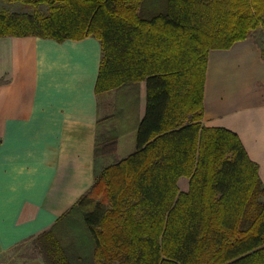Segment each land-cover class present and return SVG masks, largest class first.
Instances as JSON below:
<instances>
[{"label": "trees", "instance_id": "1", "mask_svg": "<svg viewBox=\"0 0 264 264\" xmlns=\"http://www.w3.org/2000/svg\"><path fill=\"white\" fill-rule=\"evenodd\" d=\"M256 32L264 0H0V38L99 42L97 98L145 86L133 151L108 155L116 138L97 134L91 188L31 239L43 264H264L258 166L234 133L201 124L209 53ZM69 217L88 258L64 237Z\"/></svg>", "mask_w": 264, "mask_h": 264}, {"label": "crops", "instance_id": "2", "mask_svg": "<svg viewBox=\"0 0 264 264\" xmlns=\"http://www.w3.org/2000/svg\"><path fill=\"white\" fill-rule=\"evenodd\" d=\"M263 50L256 32L209 53L201 124L234 133L264 187ZM100 61L91 37L0 38V257L50 229L89 191L97 134L120 135V146L126 141L133 151L144 83L137 99L111 113L110 93L103 103L95 95ZM16 264L43 262L35 256Z\"/></svg>", "mask_w": 264, "mask_h": 264}, {"label": "rangeland", "instance_id": "3", "mask_svg": "<svg viewBox=\"0 0 264 264\" xmlns=\"http://www.w3.org/2000/svg\"><path fill=\"white\" fill-rule=\"evenodd\" d=\"M108 93L102 94L99 96V102L103 103L104 96H107ZM120 94V95H119ZM109 95L108 102L110 103V110L111 113H113V110L116 107H126L128 106L135 97V90L133 88H125L122 90H119L117 92H112ZM105 101V100H104ZM105 103V102H104ZM109 110V111H110ZM106 112L101 113V119L104 117ZM108 114V112H107ZM120 134V133H119ZM117 137V133L114 134ZM127 133H124L125 138ZM119 138L120 135L116 138V144L115 147L110 148L107 150V153L109 155V152L115 153L118 159H121L125 156H127L129 151L126 150L125 143L123 148L119 144ZM131 153V152H130ZM188 181L187 179H180L178 182V188L181 192H185L187 190ZM64 237L67 241H70L79 251L80 253L88 258L91 255L92 252V241L91 238L87 232V230L81 225V223L76 220L75 218L69 217L64 222V231H63ZM32 256H36L35 250L33 249V246L30 243H26L24 245L18 246L14 248L13 250L9 251L7 254L0 257V264H16L19 262H22Z\"/></svg>", "mask_w": 264, "mask_h": 264}]
</instances>
